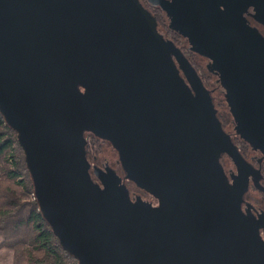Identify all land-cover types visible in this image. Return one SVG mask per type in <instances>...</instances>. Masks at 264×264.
Here are the masks:
<instances>
[{
  "label": "water",
  "instance_id": "obj_1",
  "mask_svg": "<svg viewBox=\"0 0 264 264\" xmlns=\"http://www.w3.org/2000/svg\"><path fill=\"white\" fill-rule=\"evenodd\" d=\"M221 1L154 2L216 64L238 133L264 153V42L241 27L237 47ZM0 112L79 264H264V214L241 207L250 166L140 0H0ZM87 133L112 145L123 176L92 170ZM223 153L241 172L234 186ZM127 180L158 205L133 199Z\"/></svg>",
  "mask_w": 264,
  "mask_h": 264
},
{
  "label": "flooded vegetation",
  "instance_id": "obj_2",
  "mask_svg": "<svg viewBox=\"0 0 264 264\" xmlns=\"http://www.w3.org/2000/svg\"><path fill=\"white\" fill-rule=\"evenodd\" d=\"M155 0H140L142 5L151 13V15L157 21V29L159 33L163 36V38L167 41H172L175 47L183 54V56L190 62L191 66L196 70L198 75L200 76L204 86L209 91L215 109L217 111V117L221 122L223 130L230 136L232 142L237 146L240 154L246 160L248 165L247 170L250 172L248 179V188L243 196V201L241 203V207L244 213L253 215L258 217L260 214H264V153L257 148H254L253 145L241 137V135L237 131L238 123L231 111L230 101L227 97L228 91L226 87L221 85L218 81L219 76L216 73H219L216 64L207 56H204L195 50V45L192 44L191 40L185 36L179 30L172 28V18L169 15L168 11L159 3L156 4ZM166 2L173 3L175 0H164ZM181 1V0H179ZM192 1V0H188ZM198 1V0H197ZM209 2L210 0H205ZM253 2L257 1L258 4H252L245 8H242L244 2L242 0H222L221 10L230 9L231 13L228 14L229 21L233 29V37L236 42V46L239 47L238 37L243 34L241 27L248 28L247 30L251 31L249 36H252V32L255 33V39H259L264 42V0H252ZM221 25V22H218V26ZM165 28L168 33H166L163 29ZM220 31V29H218ZM205 58L207 59V72L212 74L215 77V82H206L210 78L208 75L204 76L199 71V62L197 58ZM172 58L178 67L181 76L185 79L186 83L189 85L185 74L181 68L180 62L177 59L176 55L172 54ZM217 92L220 97L217 96ZM221 95L224 96L221 97ZM219 98V100H218ZM225 100L229 113L232 117H230L231 125H233V131L228 127V120L222 115V111H220V107L218 104H221ZM221 164L223 170L227 176L229 183L234 186V183L237 182L241 175L239 168L236 162L231 158L230 155L223 153L221 158ZM91 161V160H90ZM119 164V162H118ZM92 170L94 166L103 167L104 164L100 162L91 161ZM120 165V164H119ZM119 172V171H118ZM122 176L124 173L119 172ZM237 178V179H236ZM129 181V180H127ZM131 182V181H129ZM133 183V182H131ZM136 186V185H135ZM131 197L134 199L136 196L140 195L144 200L151 202L153 206L158 205V200L148 193L147 191L140 189L136 186V192L132 193L130 186ZM148 197V198H144ZM260 236L264 241V232L260 230Z\"/></svg>",
  "mask_w": 264,
  "mask_h": 264
},
{
  "label": "trees",
  "instance_id": "obj_3",
  "mask_svg": "<svg viewBox=\"0 0 264 264\" xmlns=\"http://www.w3.org/2000/svg\"><path fill=\"white\" fill-rule=\"evenodd\" d=\"M97 152L102 140L91 133ZM90 143L86 150L89 157ZM89 146V147H88ZM0 236L16 252L15 264H79L65 251L44 219L34 185L18 141V133L0 112Z\"/></svg>",
  "mask_w": 264,
  "mask_h": 264
},
{
  "label": "rangeland",
  "instance_id": "obj_4",
  "mask_svg": "<svg viewBox=\"0 0 264 264\" xmlns=\"http://www.w3.org/2000/svg\"><path fill=\"white\" fill-rule=\"evenodd\" d=\"M162 29L166 33H168V31H166L165 28L162 27ZM197 60L199 62L200 73L203 74L204 76H206V78H208L207 76L210 75L209 76L210 78L208 79V81L206 80V82H212V81L215 82V77L212 76V74H209L207 72V68H206L207 59L200 57V58H197ZM218 95L219 94L217 92V96ZM218 97H220V95ZM221 97L224 98L223 95H221ZM218 100H219V98H218ZM217 106L220 107V111H222L221 112L222 115L224 113L225 118L229 119L227 124H228V127L233 131V125H231V122H230V117H232V116L229 113V110H228V107H227L225 100H223V102L221 104H218ZM88 141L90 143V145H89L90 146V148H89V159L91 161H93V162L98 161L101 164L109 163L111 166H113L115 169H117V171L123 173L121 166L118 164V154H117L116 150L112 147V145L108 141H103L101 143V151L100 152L96 151L95 144L91 138H88ZM0 173H1V171H0ZM126 183L128 186H130L132 193L136 192V186L134 183H131L129 181H126ZM143 197L148 198L145 196H143ZM2 242H3V239L0 236V243H2ZM0 248L2 250V256H0V257H1V260L3 259L4 264H7V262H9V261H7L9 258H13L14 264H15L16 252L14 251V249L7 246L6 244H0Z\"/></svg>",
  "mask_w": 264,
  "mask_h": 264
},
{
  "label": "crops",
  "instance_id": "obj_5",
  "mask_svg": "<svg viewBox=\"0 0 264 264\" xmlns=\"http://www.w3.org/2000/svg\"><path fill=\"white\" fill-rule=\"evenodd\" d=\"M0 256H2L1 248H0ZM7 261H9V262H7V264H14V259L13 258H9ZM0 264H4V261H3V259L1 260V257H0Z\"/></svg>",
  "mask_w": 264,
  "mask_h": 264
}]
</instances>
